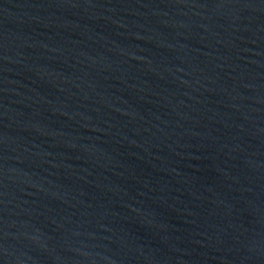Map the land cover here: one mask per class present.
<instances>
[{"label": "water", "instance_id": "water-1", "mask_svg": "<svg viewBox=\"0 0 264 264\" xmlns=\"http://www.w3.org/2000/svg\"><path fill=\"white\" fill-rule=\"evenodd\" d=\"M0 264H264V0H0Z\"/></svg>", "mask_w": 264, "mask_h": 264}]
</instances>
